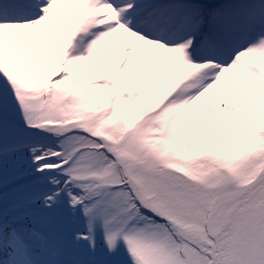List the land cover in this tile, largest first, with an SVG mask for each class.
<instances>
[{"label": "snow or ice", "instance_id": "obj_1", "mask_svg": "<svg viewBox=\"0 0 264 264\" xmlns=\"http://www.w3.org/2000/svg\"><path fill=\"white\" fill-rule=\"evenodd\" d=\"M0 264H264V0H0Z\"/></svg>", "mask_w": 264, "mask_h": 264}, {"label": "rangeland", "instance_id": "obj_2", "mask_svg": "<svg viewBox=\"0 0 264 264\" xmlns=\"http://www.w3.org/2000/svg\"><path fill=\"white\" fill-rule=\"evenodd\" d=\"M28 180H26L25 182L20 183L18 186L17 185L11 186V184H9L7 186V188H5L2 185H0L1 186V188H0V197H2L5 193H7L9 198H15L17 195L20 194L19 192H17V189L20 188L22 185L26 184L28 182Z\"/></svg>", "mask_w": 264, "mask_h": 264}, {"label": "trees", "instance_id": "obj_3", "mask_svg": "<svg viewBox=\"0 0 264 264\" xmlns=\"http://www.w3.org/2000/svg\"><path fill=\"white\" fill-rule=\"evenodd\" d=\"M29 178H23V179H21V180H19V181H16V183H14V185H19L20 183H22V182H25L26 180H28Z\"/></svg>", "mask_w": 264, "mask_h": 264}]
</instances>
